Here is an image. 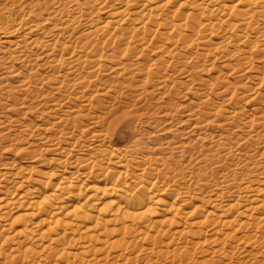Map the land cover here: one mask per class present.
<instances>
[{
	"label": "bare ground",
	"instance_id": "6f19581e",
	"mask_svg": "<svg viewBox=\"0 0 264 264\" xmlns=\"http://www.w3.org/2000/svg\"><path fill=\"white\" fill-rule=\"evenodd\" d=\"M69 4L84 7V16L89 18L87 19L89 20L88 28L82 32L78 31L73 36L72 45L64 48V51L71 55L74 63L77 64L75 71L80 72L79 78L75 75L77 81L74 82H78L75 85L80 89H96L99 84L105 93L103 96L108 99H116L117 93L113 88L103 87L101 76L104 78L108 75L120 76L122 74L127 83L136 81L144 88L147 86L149 78L153 81L161 79L159 72L164 65L171 67L177 63L176 61L181 60L193 62V65L198 61L202 62L201 64L213 62L215 58L210 56L212 49H224L227 43L233 44V52L236 56L246 60L251 54V48L257 45L259 39L263 40L264 45V0H84L82 4H79L78 0H66L63 4L64 7L58 9L57 15H66L64 10ZM7 7L5 8L7 9ZM13 9L8 8L6 11L11 10L9 13L13 11L18 13L22 20L18 22L14 18V20L5 22V27L2 28L7 38L30 36L32 37L31 43L36 44L40 42L36 38L37 36L41 38L50 33L49 25L53 20L51 19L53 18L52 13L49 14L51 18L48 14L49 17L46 18L43 13L31 11L32 16L26 18L25 15L28 13L24 8ZM79 9L78 12L81 11ZM100 9L104 10L105 17L93 18V15H97ZM75 16L74 18H76ZM67 17L61 19L64 26L73 23L74 19L70 21ZM60 31L63 30L60 29ZM3 33L2 36L5 37ZM60 34L58 31L54 32L53 40L45 43L40 42V46L47 53V60L49 59L51 63L62 62L60 54L63 50L60 49L61 51L58 53L55 43L53 44ZM197 44H203L205 47L199 54L198 61H195L192 54L186 57L187 54L184 52L192 51ZM231 52H229L230 55ZM64 55L66 56V54ZM28 57L31 56L28 55ZM71 63H73L72 60ZM152 66H154V71L150 69ZM71 67L68 68L71 69ZM15 70L17 69L15 68ZM184 73L189 74L188 70ZM69 75L71 74L69 73ZM25 76L30 79L27 75ZM0 81L4 82V80ZM19 82L22 90L27 89L28 84L25 83L28 82L20 80ZM52 83L57 84L58 87L63 85L61 80ZM138 88L136 90H139ZM101 89L99 91H102ZM55 90L57 89L55 88ZM66 94H70V92H66ZM82 97H87L83 101L86 103L83 107L92 104V100L87 94ZM35 100H37L36 97ZM48 101H46L47 104ZM30 104L32 105L30 108H35L34 104ZM55 105L57 106V104ZM52 107L47 109L49 113L52 109L53 111L56 109L54 105ZM47 108H49L48 105ZM66 108L68 109V107ZM112 108L113 103L105 106V110L108 111L107 117L97 115L98 117L93 118L97 121L95 122L100 124L99 121L108 120V116L113 111ZM76 109L78 110V108ZM75 112L72 111L67 115L72 117ZM132 115V113H128V115L125 113L122 116L130 117ZM83 117L85 118V115ZM72 118L80 119L82 117ZM64 119L60 117L57 122L61 123ZM120 119V117H116L108 124L106 132L110 130L113 123ZM66 121L68 123V120ZM78 122H80L78 125L79 134L84 139L79 143L77 150L80 153L87 151L88 153L84 157L88 158L76 159L84 168V172H57L55 174L38 171L36 174L39 178L33 179L31 175L35 171H33V167L27 166L22 171L27 176H22L18 181H14L11 187L0 189V264H138L137 259H141L140 254H145V257L147 254L149 262L151 261L153 264H166V260L170 264H189L193 260L191 254L195 247L200 245L201 241L202 243L208 242L209 239L203 237V229L207 228L214 229V235L219 236L210 238L217 246L214 253H218L222 259L229 261L228 264H232L234 261V255H237L242 242L261 245L260 250H264L263 180L256 185L252 183L242 185L232 195L219 193L202 200L194 194L184 198L182 194L170 193L167 189L165 190L167 185L163 189L159 182L165 179L162 171L163 161L166 157L165 151H170L171 148L162 147L159 143V135L150 136L151 143L156 144L153 148V145L150 147L141 139L134 142L135 145L132 148H128L127 153H131L134 161L131 171L133 173H130L128 182L126 179L127 170L123 167L124 163L120 156L117 169H111L109 166V159L115 155L114 152L118 149H109L107 146L105 148L106 138L103 135H95L91 141L93 143H90L88 137L91 138L89 135H93L92 132L83 130L81 121ZM142 133L143 135L147 134L146 131ZM148 135L144 136L148 137ZM77 136L78 134L71 133L67 138L74 142ZM180 148L173 147L171 151H179ZM182 152L187 153L185 150ZM57 161L65 164L62 160ZM199 237L203 240L195 241ZM176 241L180 242L177 244ZM227 241L231 243L227 244ZM6 244L9 246H5ZM171 245L175 246L172 248ZM128 252L132 254H129L130 256L134 254L135 257L128 256Z\"/></svg>",
	"mask_w": 264,
	"mask_h": 264
},
{
	"label": "rangeland",
	"instance_id": "374dc122",
	"mask_svg": "<svg viewBox=\"0 0 264 264\" xmlns=\"http://www.w3.org/2000/svg\"><path fill=\"white\" fill-rule=\"evenodd\" d=\"M65 1L66 0H0V8L3 10L0 9V13H2L0 14V80H4V82L0 81V90H3L2 92L0 91V189L7 186L11 187L14 181H18L22 176H27L22 173L23 169L27 166L33 167V171H35V173L31 175L33 179L39 178L36 174L38 171L52 172L55 174L57 172H84V168L76 159L88 158L84 157L87 155V151H81L83 153H80V151L77 150L79 143L84 139L82 135L79 134L78 125L80 122L78 121H81L83 130H89L90 133L92 132L93 135H89L91 138L88 137L90 143H93L91 141L95 138V135H103L106 138L105 148L107 146L109 149H118V151L114 152L115 155L109 159V166L111 169H117L119 166L118 157L120 156L124 163L123 167L127 170L126 179L128 182L130 173H133L131 171L134 165L133 156L131 153H127L128 148H132L135 145L133 143L139 141V139L149 144L148 146L150 147L153 145V148L156 144L154 142L151 143L150 138L159 135V143H161L162 147H169V149L173 147L177 148V146L179 148L181 147L178 149L179 151H171V149L170 151H165L166 157L162 167L165 179L159 182V185H162L163 189L167 185L165 190L167 189L170 193L182 194L184 198L194 194L202 200L219 193L232 195L236 193L242 185L251 183L256 185L259 181H264L263 40L259 39L257 45L251 48V54L246 60H242L240 57L236 56L234 54L235 52H233V44L227 43L224 49H212V55L210 56L215 59L213 62H207L205 64H201L202 62L200 63L197 60L205 46L203 44H197L192 51L188 50L184 53L187 54L186 57L192 54L191 56L196 59L195 61H198L200 65L197 64L199 66L197 64L193 65V62H189L188 60L176 61L177 63L171 67L169 65H164L163 69L159 72L161 79L153 81L149 78L146 84L147 86L144 88L136 81L127 83L125 79H123L124 77L122 74L120 76L108 75L104 76V78L101 76L103 87L107 89L113 88L117 93L116 99H108V97L103 96L105 93L103 89H101L102 86L99 84L96 89H80L75 85L78 83L74 82L77 81L75 78L76 76L78 77L80 72L75 71L77 64L74 63L75 61L72 56L64 51V48L72 45L74 40L73 36H75L78 31L82 32L88 28L87 23L89 20L87 19L89 18L84 16V7H78L76 4H69V6H66V10H64L66 15H57L58 9L64 7L63 4ZM78 2L82 4L84 0H78ZM15 3L19 4L16 5ZM8 5L12 6L9 7ZM23 5L26 6L27 10ZM5 7H7V9L14 8L13 10L24 8V10L27 11L26 13H28V15H25L26 18L32 16L31 11L43 13L46 18L52 13L53 18H51V16L49 17L53 19L50 21L49 25L50 33L45 34L41 38L38 36L36 38L39 39L40 42L45 43L53 40L52 34L54 32L58 31L61 33L53 44L55 43V48L58 49L56 50L58 53H60V49L63 50L60 57L65 65L63 66L62 62L51 63L49 59L47 60V53H45L44 49L40 46V42H37L39 44L31 43L32 37L30 36L27 38L19 36L14 39L7 38L3 33L5 22L11 21V19L14 20V18L19 22L22 20V17H19V14L15 13L13 10L12 13H9L11 10L8 12ZM39 8L41 9L39 10ZM78 9L81 11L78 12ZM47 14L50 15L47 16ZM75 14H80L81 16H75ZM65 16L68 20L71 21L74 19L75 21L73 20L72 24L64 26L61 19L62 17L65 19ZM74 16L77 19L74 18ZM104 17L105 12L103 9H100L97 15H93V18L96 19ZM8 18L10 19L8 20ZM52 28L57 30H53ZM74 28L77 29L74 30ZM60 29L63 31H60ZM2 33L5 37L2 36ZM15 40L17 41L15 42ZM58 42L60 43L58 44ZM20 45H22V47H20ZM25 49L28 50L26 51ZM77 49L79 50V48ZM230 51H232L231 55L229 54ZM64 54H66L67 57ZM28 55L31 57H28ZM71 60L73 63L70 64ZM210 63L213 64L210 65ZM2 65H5V67L9 66L10 68L6 67L5 70V67H2ZM14 67L17 70H15ZM68 67H71V69ZM153 67L154 66L150 68L151 71H154ZM66 70L71 75H69ZM187 70L189 74L184 73ZM25 75L30 79H27ZM44 78L47 79L44 80ZM19 80L28 82L25 83L28 84L26 87L28 90H22V88H20L21 83H18ZM56 80L63 81L62 87H58L57 84L52 83ZM40 81L43 82V84H41ZM104 82L108 84L111 83V85L108 86V84ZM128 87L129 89H127ZM55 88L57 90H55ZM137 88L139 90H136ZM34 89H36L35 92ZM99 89L102 91H99ZM145 89L146 92H144ZM64 90L67 93L70 92V94H66ZM60 91L62 94L59 93ZM74 94L77 95L74 96ZM84 94H87L92 100L91 106L83 107V105H86L83 101L87 98L82 97ZM35 97L37 100H35ZM5 98L6 100H4ZM48 98H50V102L52 101L51 103L48 101ZM46 101L49 103L47 104ZM30 103L34 104L33 107L35 106V108H30V106H32ZM112 103L113 111L108 116V120L99 121L100 124L96 123L97 121L93 118L98 117L97 115L107 117L106 113L108 111L105 110V106L107 107ZM55 104H57V106ZM47 105L49 108H47ZM51 105H54L56 109H54V111L52 109L49 113L47 109H50V107L53 108ZM65 106L68 107V109ZM76 108H78V110ZM66 111L70 113L76 111V114L74 113L72 117L79 116L82 118L69 117L68 115L70 113L68 114ZM77 113L80 114L78 115ZM125 113H127V115L128 113H132L133 115L130 117L122 116ZM84 115L86 119L83 117ZM67 116L68 118L66 119ZM90 116L91 119L89 118ZM60 117L65 119L63 122L58 123L57 121ZM116 117H120L121 119L113 123V125L110 126V130L106 132L107 125L116 119ZM66 120H68V123ZM145 131L147 134L144 133V135L149 134L148 137L143 135L142 132ZM71 133L78 134L74 142L67 138ZM169 143H171L170 146ZM182 150L187 151V153L184 154ZM57 160H62L65 164H61ZM211 229H203V237L208 238V242L202 243L201 239L203 240V238L201 237L195 239V241L200 240L201 242L192 252L193 255L191 254V256L193 257H191V259L193 260L190 261L189 264L229 263V261L222 259L221 255L214 253L217 246L210 238L216 237L217 235H214V229ZM179 242L180 241H176L175 243L178 244ZM228 243L231 242L227 241V244ZM5 246H9V244ZM173 246L175 245H171L172 248ZM260 246L261 245L242 242L239 245L240 249L236 253L237 255H234L232 264L234 262L238 263L239 261L238 264H264V250H260ZM127 254L128 256L132 255L130 252ZM133 256L135 257L134 254ZM140 256L141 259H137L138 264H150L151 261L149 262L147 254L146 257L145 254H140L139 257ZM146 259H148V261H146ZM166 261L170 264L168 260ZM151 264H153V262H151Z\"/></svg>",
	"mask_w": 264,
	"mask_h": 264
}]
</instances>
